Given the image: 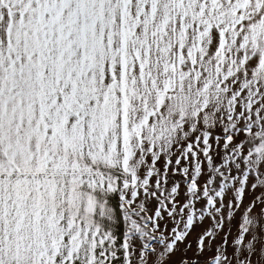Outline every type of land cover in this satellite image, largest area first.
Instances as JSON below:
<instances>
[{
	"label": "snow or ice",
	"instance_id": "obj_1",
	"mask_svg": "<svg viewBox=\"0 0 264 264\" xmlns=\"http://www.w3.org/2000/svg\"><path fill=\"white\" fill-rule=\"evenodd\" d=\"M226 225L264 239V0H0V264H230Z\"/></svg>",
	"mask_w": 264,
	"mask_h": 264
},
{
	"label": "crops",
	"instance_id": "obj_2",
	"mask_svg": "<svg viewBox=\"0 0 264 264\" xmlns=\"http://www.w3.org/2000/svg\"><path fill=\"white\" fill-rule=\"evenodd\" d=\"M159 162L161 166L164 163L163 160H160ZM173 180H175V178H173ZM250 197H251V193H249V198ZM245 203H247V199L245 200ZM210 226H211V222L207 219L202 224L193 225L192 233L187 238L188 242L192 243L193 251L196 248L195 240H196L197 234L202 232L203 229H206ZM224 232L227 233V236L225 237L221 235V237H219V241L224 246V250L227 252L230 258V264H264V257H261L260 252H259V250L262 247H264V239H261L255 245V249H256L255 251H251V249L253 248V245L251 244V242H249L246 247H238V248L233 247V237L237 236L235 227L229 229V227L226 225L224 228ZM180 247L183 248V245H181ZM214 249H215V246H214ZM192 254H193L192 252L187 253L188 256H192Z\"/></svg>",
	"mask_w": 264,
	"mask_h": 264
}]
</instances>
